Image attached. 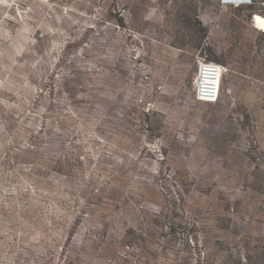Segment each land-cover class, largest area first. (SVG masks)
Returning a JSON list of instances; mask_svg holds the SVG:
<instances>
[{
	"label": "rangeland",
	"instance_id": "rangeland-1",
	"mask_svg": "<svg viewBox=\"0 0 264 264\" xmlns=\"http://www.w3.org/2000/svg\"><path fill=\"white\" fill-rule=\"evenodd\" d=\"M0 264H264V0L2 3Z\"/></svg>",
	"mask_w": 264,
	"mask_h": 264
},
{
	"label": "built area",
	"instance_id": "built-area-1",
	"mask_svg": "<svg viewBox=\"0 0 264 264\" xmlns=\"http://www.w3.org/2000/svg\"><path fill=\"white\" fill-rule=\"evenodd\" d=\"M6 0H0V5ZM254 0H219L224 8H242L252 6ZM224 68L214 62L202 59L199 62L198 75L195 80L196 100L216 104L220 100L221 81Z\"/></svg>",
	"mask_w": 264,
	"mask_h": 264
}]
</instances>
